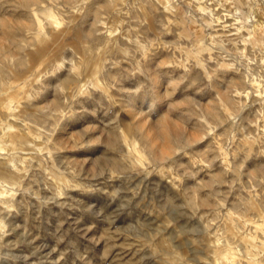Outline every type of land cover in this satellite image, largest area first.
<instances>
[{
  "label": "rangeland",
  "instance_id": "1",
  "mask_svg": "<svg viewBox=\"0 0 264 264\" xmlns=\"http://www.w3.org/2000/svg\"><path fill=\"white\" fill-rule=\"evenodd\" d=\"M250 4L0 0V264H264Z\"/></svg>",
  "mask_w": 264,
  "mask_h": 264
},
{
  "label": "bare ground",
  "instance_id": "2",
  "mask_svg": "<svg viewBox=\"0 0 264 264\" xmlns=\"http://www.w3.org/2000/svg\"><path fill=\"white\" fill-rule=\"evenodd\" d=\"M239 1V0H238ZM245 4H247V0H243ZM167 3V2H165ZM241 4V3H240ZM200 8V7H199ZM247 8H253L255 9V11L258 13L259 17H260V24L262 25V27L264 28V6H259V5H255V4H250V5H247ZM169 9V8H168ZM205 9V8H204ZM47 16V15H46ZM45 18V17H44ZM49 19L51 18L50 15L48 17H46V19ZM262 28V30H258V29H253V31L249 30V29H246L247 31V34H251V36L249 37V42L253 45V46H257V45H262L264 44V29ZM43 35V32L42 31H38L37 33V39L38 41H41L42 38L44 36ZM263 48V47H261ZM260 48V49H261ZM254 49V48H253ZM11 143V142H10ZM0 149H3L2 151H0V155L3 153L4 151V146H3V143L0 141ZM3 155V154H2ZM2 160V159H1ZM11 160V159H8V161ZM3 163V162H2ZM6 197V190L1 187V183H0V200H3V198Z\"/></svg>",
  "mask_w": 264,
  "mask_h": 264
},
{
  "label": "clouds",
  "instance_id": "3",
  "mask_svg": "<svg viewBox=\"0 0 264 264\" xmlns=\"http://www.w3.org/2000/svg\"><path fill=\"white\" fill-rule=\"evenodd\" d=\"M237 22L239 23V21H237ZM245 23H247V21H245ZM238 31H240V29H238ZM136 43H138V41H136ZM141 47H143V45H141ZM205 50H208V49H205ZM63 63H66V61H62L61 66H63ZM149 108H151V104H149ZM117 131H118V129H117ZM135 142H136L135 139H133L131 141V143H133V144H135ZM2 150L3 149H0V151H2ZM146 150L148 151V156L146 157L145 163L147 162V160H153L151 151H150V149H148L147 145H145L144 149H141L142 152L146 151ZM123 159H124V161H128L129 159H132L133 165L135 164L134 158H130L127 155H125ZM108 171L112 173L113 177H118L121 175V173L118 172L115 168H110V169H108ZM57 194H61L59 188L57 189ZM5 207H7V206H5ZM5 227H6V225L4 224V221L0 220V231H2ZM124 231L127 234L130 231V229L125 228ZM12 258L13 257H11V255L9 253H4L3 251H0V261L9 260ZM16 259L18 260V259H20V257H16Z\"/></svg>",
  "mask_w": 264,
  "mask_h": 264
}]
</instances>
